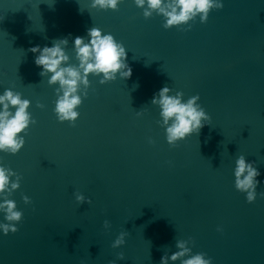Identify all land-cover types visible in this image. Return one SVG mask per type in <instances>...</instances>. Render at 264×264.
Returning a JSON list of instances; mask_svg holds the SVG:
<instances>
[{
	"label": "water",
	"instance_id": "obj_1",
	"mask_svg": "<svg viewBox=\"0 0 264 264\" xmlns=\"http://www.w3.org/2000/svg\"><path fill=\"white\" fill-rule=\"evenodd\" d=\"M223 3L205 23L197 15L165 29L163 15L145 18L135 0L116 11L92 0H0V94L28 99L34 121L19 153L0 152L19 181L5 195L24 214L16 233H0V264H160L178 242L190 253L168 264L197 253L264 264V0ZM94 27L126 47L132 75L106 84L89 75L79 118L60 122L59 83L40 75L30 49L67 38L76 66L73 40ZM163 87L185 101L198 95L211 118L175 146L151 103ZM240 156L260 172L253 203L235 187ZM121 233L126 244L113 248Z\"/></svg>",
	"mask_w": 264,
	"mask_h": 264
},
{
	"label": "clouds",
	"instance_id": "obj_2",
	"mask_svg": "<svg viewBox=\"0 0 264 264\" xmlns=\"http://www.w3.org/2000/svg\"><path fill=\"white\" fill-rule=\"evenodd\" d=\"M123 0H92L91 7L100 10L116 11ZM137 7L144 9L145 18L157 12L165 17L163 27L170 29L186 24L200 16V22L205 23L213 10H221L224 7L223 0H135ZM88 39L77 36L73 40L78 65L69 64L70 57L65 48L68 39H59L53 42L52 46H36L30 49L35 54V65L41 68L40 75L48 78L50 85L59 83L58 98L55 103L54 112L60 122L74 124L79 118L76 110L82 104L81 95L78 94L80 86L87 88L90 84L89 75L100 78L101 84L115 81L119 75L121 79H128L132 75V69L128 65L126 47L118 42L111 33H103L100 28L94 27L88 30ZM67 65V66H65ZM171 89L163 87L154 94L151 103L159 105L160 116L165 126L166 139L169 145L175 146L179 141L185 140L193 133H199L205 124L210 121V116L204 108L197 103L199 96H193L187 101L183 99V93L177 92L171 95ZM86 98L87 93L85 92ZM30 101L22 98L18 92L5 89L0 94V152H10L15 155L25 146V139L22 133L34 123L31 113L28 111ZM15 109L13 112L11 109ZM15 173L10 169L0 166V211L4 212V218L8 223H0V233L8 235L16 233L17 225L23 219V213L16 209V203L6 197V193L19 187V181H12ZM235 187L238 191L246 193V200L253 203L257 198L256 187L260 183L257 179L260 172L253 167V163L240 156L236 160ZM25 202L29 201L25 197ZM85 200L82 194L76 196V201ZM90 202V200H89ZM126 244L125 234L113 242L112 247H119ZM177 248L180 251L173 253L170 257L162 256L160 264H168V260L176 261L189 255L190 249L184 242H178ZM125 257L120 253L118 259ZM182 264H213L206 253H197L182 260Z\"/></svg>",
	"mask_w": 264,
	"mask_h": 264
}]
</instances>
